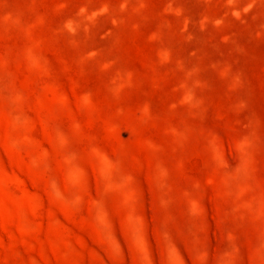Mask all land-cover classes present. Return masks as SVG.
<instances>
[{"label": "rangeland", "instance_id": "rangeland-1", "mask_svg": "<svg viewBox=\"0 0 264 264\" xmlns=\"http://www.w3.org/2000/svg\"><path fill=\"white\" fill-rule=\"evenodd\" d=\"M0 264H264V0H0Z\"/></svg>", "mask_w": 264, "mask_h": 264}]
</instances>
